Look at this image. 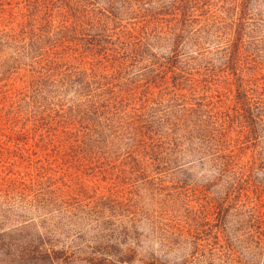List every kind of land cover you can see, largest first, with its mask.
<instances>
[{
  "label": "trees",
  "instance_id": "16d2710c",
  "mask_svg": "<svg viewBox=\"0 0 264 264\" xmlns=\"http://www.w3.org/2000/svg\"><path fill=\"white\" fill-rule=\"evenodd\" d=\"M11 3L22 7L10 16L16 26L0 30V76L26 78L19 106L43 141L37 151L57 139L53 125L77 126L83 160L98 167L120 157L148 191L81 204L47 177V157L37 160L38 179L9 171L17 177L0 182V264H156L152 253L138 258L147 242L141 229H157L171 177L187 171L191 124L203 115L185 93L194 92L186 89L190 62L198 61V73L205 45L217 38L220 0H0V9ZM66 96L65 118L50 115ZM8 100L0 93V108ZM221 146L213 145V157ZM4 150L0 168L16 157ZM217 159L215 169L226 171L229 162ZM81 219L92 226L86 239L76 232Z\"/></svg>",
  "mask_w": 264,
  "mask_h": 264
},
{
  "label": "rangeland",
  "instance_id": "374dc122",
  "mask_svg": "<svg viewBox=\"0 0 264 264\" xmlns=\"http://www.w3.org/2000/svg\"><path fill=\"white\" fill-rule=\"evenodd\" d=\"M219 5L217 38L205 45L198 73V61L190 62L192 82L186 89L194 92L185 93L193 109L202 105L203 115L191 124L187 171L171 177L172 200L157 229L152 233L146 224L141 229L140 239L147 242L138 248V258L152 253L156 264H264V0H220ZM21 7L11 3L0 9V30L16 26L10 16L17 17ZM21 74L0 76V93L10 97L0 108V146L16 156L13 166L0 168V182L17 177L9 171L28 173L26 181L38 179L37 160L47 157L54 166L47 177L68 185V194L81 204L118 195L142 197L148 191L139 173L129 172L120 157L98 167L83 160L76 148L77 126L53 125L57 139L37 151L40 134L31 130L25 108L19 106H24L19 93L26 85ZM68 101L70 96L62 103L55 100L50 115L56 110L64 119ZM26 130L27 138L17 135ZM214 144L224 147L215 157L218 163L229 162L226 171L215 169ZM77 229L85 239L93 232L84 219Z\"/></svg>",
  "mask_w": 264,
  "mask_h": 264
}]
</instances>
